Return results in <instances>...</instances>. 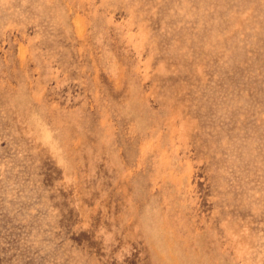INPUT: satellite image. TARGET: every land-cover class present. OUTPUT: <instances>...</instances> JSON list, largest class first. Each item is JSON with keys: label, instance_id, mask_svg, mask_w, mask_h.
I'll use <instances>...</instances> for the list:
<instances>
[{"label": "rangeland", "instance_id": "1", "mask_svg": "<svg viewBox=\"0 0 264 264\" xmlns=\"http://www.w3.org/2000/svg\"><path fill=\"white\" fill-rule=\"evenodd\" d=\"M0 264H264V0H0Z\"/></svg>", "mask_w": 264, "mask_h": 264}]
</instances>
